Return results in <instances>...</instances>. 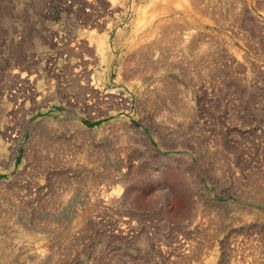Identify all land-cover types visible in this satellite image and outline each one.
Here are the masks:
<instances>
[{"label":"rangeland","instance_id":"1","mask_svg":"<svg viewBox=\"0 0 264 264\" xmlns=\"http://www.w3.org/2000/svg\"><path fill=\"white\" fill-rule=\"evenodd\" d=\"M0 264H264V0H0Z\"/></svg>","mask_w":264,"mask_h":264},{"label":"bare ground","instance_id":"2","mask_svg":"<svg viewBox=\"0 0 264 264\" xmlns=\"http://www.w3.org/2000/svg\"><path fill=\"white\" fill-rule=\"evenodd\" d=\"M153 1V0H152ZM184 1H187V0H184ZM188 6V5H187ZM148 7V6H147ZM179 7V6H178ZM138 11V10H137ZM142 11H143V9H142ZM146 15V14H145ZM140 16V15H139ZM138 18V17H137ZM139 20V19H138ZM153 20V19H152ZM135 21H136V19H135ZM146 21V20H145ZM143 22V21H142ZM141 23V22H140ZM142 24V23H141ZM139 26H141V25H139ZM168 26V25H167ZM162 27V26H161ZM171 27V26H170ZM163 28V27H162ZM164 28H165V26H164ZM167 28V27H166ZM135 29V28H134ZM168 29V28H167ZM164 30V29H163ZM163 30H162V32H163ZM153 31V30H152ZM166 31V30H165ZM169 31H171V30H169ZM169 31H167V32H169ZM131 32H132V30H131ZM150 34V33H149ZM151 35H153V34H151ZM168 35H170V34H168ZM165 36V35H164ZM147 37V36H146ZM156 37V36H155ZM168 37H172V36H168ZM145 38V37H144ZM148 38V37H147ZM160 38V37H159ZM162 38V37H161ZM150 39V38H149ZM167 39V38H166ZM170 39V38H169ZM157 40V39H156ZM165 40V39H164ZM151 41H152V39H151ZM163 41V40H162ZM166 42H167V40H166ZM169 42V41H168ZM167 42V43H168ZM170 42H171V40H170ZM155 43H156V41H155ZM172 43V42H171ZM171 43H169V44H171ZM142 48H145V47H142Z\"/></svg>","mask_w":264,"mask_h":264}]
</instances>
